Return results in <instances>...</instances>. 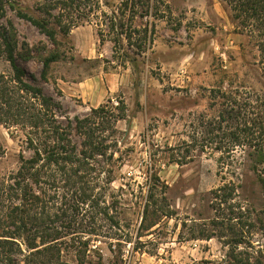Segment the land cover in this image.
Here are the masks:
<instances>
[{
  "label": "rangeland",
  "instance_id": "rangeland-1",
  "mask_svg": "<svg viewBox=\"0 0 264 264\" xmlns=\"http://www.w3.org/2000/svg\"><path fill=\"white\" fill-rule=\"evenodd\" d=\"M237 15L230 0H0V27L12 30L19 50L50 45L32 20L56 32L64 58L40 87L60 104L58 113L82 120L92 109H106L96 119V135L105 139L107 156L92 162L95 175L107 172L106 183L95 193L104 194L119 226L99 216L101 234H79L90 239L87 250L63 246L56 258L67 264H228L233 255L241 264L264 263V169L255 171L240 150L237 161L221 169L219 153L203 152L195 142L218 120L212 89L264 97V30L260 20ZM0 49V75L10 78L1 38ZM18 65L40 80L41 64ZM104 73L114 77V91L95 108L68 98L58 85ZM18 135L0 124V177L17 171L22 152L29 156ZM73 140L85 141L76 133ZM225 194L230 198L223 200Z\"/></svg>",
  "mask_w": 264,
  "mask_h": 264
},
{
  "label": "trees",
  "instance_id": "trees-1",
  "mask_svg": "<svg viewBox=\"0 0 264 264\" xmlns=\"http://www.w3.org/2000/svg\"><path fill=\"white\" fill-rule=\"evenodd\" d=\"M230 4L238 18L240 14L256 18L260 20L258 28L264 30V0H230ZM32 23L48 36L50 45L23 44L19 50L12 30L0 27L3 52L12 70L10 78L0 75V124L14 129L29 152V156L24 152L20 155L17 171L0 177V264H67L56 255L63 246L87 250L90 239L83 240L79 234H101L99 216L113 227L119 226L110 215L112 205H107L103 193H95L99 182L106 183L102 175L107 172L102 169L95 175L93 165L96 157L107 156L105 139L96 135V119H103L106 109H92L93 119L90 115L82 120L58 113L60 104L47 96L40 84L48 82L51 65L63 60L64 54L53 29L39 21ZM20 60L41 64L40 80L18 65ZM211 99L212 108L221 107L218 120L210 122L206 137L195 139L197 146L203 152L210 149L219 153L221 169L237 161L239 150L254 161L255 171L264 169V97L218 88L212 89ZM73 133L85 141L77 144ZM2 154L0 148V157ZM107 159L111 162L113 156ZM261 183L264 188V178ZM227 198L230 196L223 195V200ZM145 220L144 215L141 226ZM18 254L24 259L12 256ZM230 257L228 264L242 263L237 256ZM256 263L264 264L260 260Z\"/></svg>",
  "mask_w": 264,
  "mask_h": 264
},
{
  "label": "crops",
  "instance_id": "crops-1",
  "mask_svg": "<svg viewBox=\"0 0 264 264\" xmlns=\"http://www.w3.org/2000/svg\"><path fill=\"white\" fill-rule=\"evenodd\" d=\"M109 74L95 75L88 80L79 82H64L58 84L68 98L77 96L85 101L89 108L99 106L114 91V81ZM112 82V86L110 85Z\"/></svg>",
  "mask_w": 264,
  "mask_h": 264
}]
</instances>
